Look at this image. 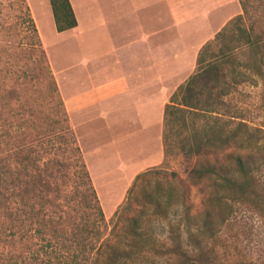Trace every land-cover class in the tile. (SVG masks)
<instances>
[{"label":"trees","instance_id":"trees-1","mask_svg":"<svg viewBox=\"0 0 264 264\" xmlns=\"http://www.w3.org/2000/svg\"><path fill=\"white\" fill-rule=\"evenodd\" d=\"M239 2L243 14L202 48L196 71L165 108L166 158L177 148L197 159L189 175L205 192L197 215L181 179L159 183L145 193L136 215L115 225V241L108 242L109 226L67 113L21 108L16 85L0 83V264H214L210 242L227 223L239 219L250 226L245 221L256 218L264 227V125L230 101L249 80L264 90V31L242 26L252 5ZM50 4L59 33L77 28L70 0ZM0 18V31L22 36L16 49L45 76L40 88L59 99L27 0H0ZM230 34L234 44L221 45ZM147 174L137 177L143 191L150 188ZM167 227L172 237L161 246L157 233Z\"/></svg>","mask_w":264,"mask_h":264},{"label":"rangeland","instance_id":"rangeland-1","mask_svg":"<svg viewBox=\"0 0 264 264\" xmlns=\"http://www.w3.org/2000/svg\"><path fill=\"white\" fill-rule=\"evenodd\" d=\"M70 1L75 7L79 22L78 28L75 29L78 31L79 37H76L77 34L74 31L65 33L57 31L50 0H27L46 50L60 98L53 99L46 88H40L45 76L40 73L39 67L29 63L28 56L20 52L21 48L16 49L22 36L15 37L6 28L0 31V83L7 82L16 85L20 96L17 104L21 108L30 106L34 110L42 111L48 115L67 113L69 124L82 150L84 161L109 226L106 234L108 242L115 241L111 235L115 225L116 228H120L126 219L136 215L142 208L140 202L145 201V193L154 192L159 183L167 185L174 179H181L187 187L188 204L193 215L201 213L205 199L204 189L201 185L193 184L189 178L190 171L197 159L186 158L179 153L177 148H173L169 157L166 158L164 143L166 105L169 104L170 99L179 88L194 74L197 63H173L170 70L172 75L168 72L167 78L163 81L160 78L159 70L156 91L160 99L157 100L155 107L158 110L162 108L164 112L161 149H159L158 143L161 127L153 123L148 126L149 128L142 129L136 124L127 123L110 127L98 121L88 127L89 131L85 132V127L77 130L72 123L73 120L66 101L70 100L73 92L83 90L88 84L85 74L87 68L81 67V63H86L92 56L91 48L88 45L89 27L95 25V27L100 26L99 28H101L98 20L103 17L109 19V23H115L118 16L117 2L114 1L103 0L96 4L90 0ZM249 1L252 5H250V18L249 15L246 16L241 24L245 23L242 26L247 28L253 26L257 32L264 31V0ZM92 7L93 11L90 12ZM231 11H235V6H232ZM233 13V18L243 14L239 0L237 10ZM5 14L4 11L2 22L6 21ZM224 27L220 30L215 28L211 35L204 37L197 45H203V48L207 43H211ZM262 41L264 42V36ZM224 42L221 41V45L232 46L234 44L232 35L230 34ZM219 47L220 45L214 47L213 52H217ZM98 64L101 68L102 63ZM129 67L125 65L117 69L123 70ZM90 68L94 70L93 66ZM15 70L17 72H13ZM76 81H80V83L75 84ZM249 82L240 85L234 92L230 98L231 104L236 109L244 111L248 115V119H252L256 124L264 125V90L261 85H255L250 80ZM0 86L2 85L0 84ZM76 122L74 120V123ZM174 139L175 137L171 141ZM173 142L176 143L175 140ZM112 145H115V150L121 154L120 156L112 153L114 150ZM159 150L160 156L158 157ZM75 156L76 154L70 153L68 157H72L74 162ZM145 173H148L146 180L150 182V188L143 191L137 177ZM74 178L73 185L76 187L79 184L78 177ZM134 187H136L134 190L136 194L131 197L132 201L127 203L129 193ZM116 213L118 214L116 215ZM257 220L256 218L254 220L247 219L245 224L251 222L250 226H245L239 219L227 223L219 236L210 242V248L215 249V256L218 257L214 264H264V237L258 230V228L264 229V227ZM242 225L244 226L242 227ZM157 237L160 240L159 245L163 246V243L172 237L169 227L165 229V232H158ZM159 261L164 264L162 260Z\"/></svg>","mask_w":264,"mask_h":264},{"label":"crops","instance_id":"crops-1","mask_svg":"<svg viewBox=\"0 0 264 264\" xmlns=\"http://www.w3.org/2000/svg\"><path fill=\"white\" fill-rule=\"evenodd\" d=\"M100 1L103 2L90 0L93 4ZM104 1L117 2L118 19L109 23V19L99 18L101 28L89 27L92 56L81 63V67L87 68L88 84L66 101L72 123L77 130L85 127V132L98 121L110 127L136 124L142 129L157 124L161 127V149L164 112L155 107L160 99L156 91L159 70L163 81L168 72L172 75L173 63H197L203 46L197 43L233 18L238 0ZM232 6L235 11H231ZM75 29L70 31L79 37ZM92 63L94 70L90 68ZM98 63H102L101 68ZM125 65L130 67L117 69ZM115 145L112 153L120 156Z\"/></svg>","mask_w":264,"mask_h":264}]
</instances>
